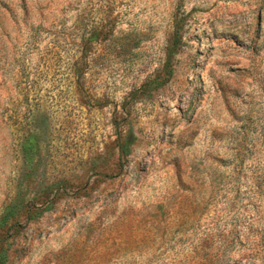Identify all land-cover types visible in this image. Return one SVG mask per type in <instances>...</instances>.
<instances>
[{"label":"rangeland","instance_id":"obj_1","mask_svg":"<svg viewBox=\"0 0 264 264\" xmlns=\"http://www.w3.org/2000/svg\"><path fill=\"white\" fill-rule=\"evenodd\" d=\"M0 264H264V0H0Z\"/></svg>","mask_w":264,"mask_h":264}]
</instances>
